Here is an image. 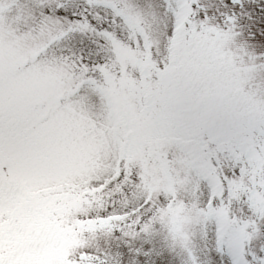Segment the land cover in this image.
I'll return each instance as SVG.
<instances>
[{
    "label": "snow or ice",
    "instance_id": "6c2138e0",
    "mask_svg": "<svg viewBox=\"0 0 264 264\" xmlns=\"http://www.w3.org/2000/svg\"><path fill=\"white\" fill-rule=\"evenodd\" d=\"M0 264H264V0H0Z\"/></svg>",
    "mask_w": 264,
    "mask_h": 264
}]
</instances>
